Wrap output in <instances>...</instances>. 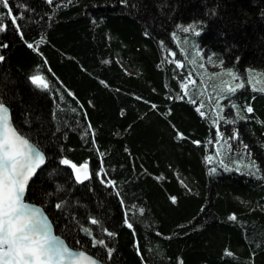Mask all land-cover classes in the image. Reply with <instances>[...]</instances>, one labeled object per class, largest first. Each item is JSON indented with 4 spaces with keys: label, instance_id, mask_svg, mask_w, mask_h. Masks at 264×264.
Returning <instances> with one entry per match:
<instances>
[{
    "label": "trees",
    "instance_id": "trees-1",
    "mask_svg": "<svg viewBox=\"0 0 264 264\" xmlns=\"http://www.w3.org/2000/svg\"><path fill=\"white\" fill-rule=\"evenodd\" d=\"M7 3L0 101L55 233L105 264H264V0Z\"/></svg>",
    "mask_w": 264,
    "mask_h": 264
},
{
    "label": "snow or ice",
    "instance_id": "snow-or-ice-1",
    "mask_svg": "<svg viewBox=\"0 0 264 264\" xmlns=\"http://www.w3.org/2000/svg\"><path fill=\"white\" fill-rule=\"evenodd\" d=\"M0 5L7 8V0H0ZM3 30L0 27V31ZM28 46L33 47L31 44ZM228 75L233 74L229 72ZM233 79H236L234 75ZM31 80L38 87H48L42 76L34 75ZM239 87L243 84L236 85ZM236 88L229 87L228 90L235 91ZM247 111L252 109L249 107ZM43 162L44 157L12 126L9 110L0 101V264H96L85 253H73L59 238L53 237L40 211L23 202L27 182ZM61 163L69 164V161ZM72 167L76 169L75 165ZM81 171H86L85 166L77 169L78 181ZM83 178L88 177L85 174ZM96 243L102 245L104 242Z\"/></svg>",
    "mask_w": 264,
    "mask_h": 264
},
{
    "label": "water",
    "instance_id": "water-1",
    "mask_svg": "<svg viewBox=\"0 0 264 264\" xmlns=\"http://www.w3.org/2000/svg\"><path fill=\"white\" fill-rule=\"evenodd\" d=\"M169 54H170V57H171V58H174V54H173L172 52H169ZM4 105H5V104H4ZM5 106H6L7 109L9 110V114H10V118H11V111H10V109H9V107H8L7 105H5ZM11 124H12V126L15 128V126H14V124H13V122H12V118H11ZM15 130L17 131L16 128H15ZM17 133H18L20 136H22L23 138H25V139L29 142V144H30V145H31L36 151H38V152L44 157V162H43L41 165H39V167H37V168L35 169V172L33 173V175L30 177V179H29L28 182H27V185H26V187H25L24 196H23V202H24L25 204H27L28 206H30V207H34V208L38 209V210L40 211L41 216L47 221V223H48V225H49V230H50L51 235H52L53 237L59 238V241H60L61 243H63V244L66 245L67 247H69L68 244L66 243V241L64 240V238H62L61 236H59V235H57V234L55 233L54 226H53V224H52L50 218L48 217V215L45 213L44 209H43L41 206H39V205H37V204H34V203H31V202H29V201L26 200V194H27L28 186H29L30 182L32 181V179L34 178V176L36 175V173L39 171V169H40L42 166H44V164H45V162H46V156H45L44 153H43V152H42V151H41V150H40L35 144H33L28 138H26L25 136H23L22 134H20L18 131H17ZM63 160H65V159H63ZM63 160H62V161H63ZM67 165L71 168V170L73 171L74 177L77 179V169H80V166H82V165H79V166L75 165V166H76V169H74V168L72 167L73 164H71V163H69V164H67ZM83 166H85L86 171H81V172L79 173L80 176H81V179H80V180H84L83 176H84L85 174L87 175V177L90 175V167H89V165L86 164V165H83ZM69 249L72 250L73 253H79V252H83V253H85V255H86L87 257H90L93 261H95L96 264H105V263L101 262L100 260H98L97 258L93 257L92 255L88 254L87 252L83 251V250L72 249L71 247H69Z\"/></svg>",
    "mask_w": 264,
    "mask_h": 264
}]
</instances>
